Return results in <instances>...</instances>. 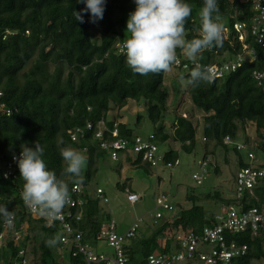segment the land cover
Segmentation results:
<instances>
[{
    "label": "trees",
    "instance_id": "1",
    "mask_svg": "<svg viewBox=\"0 0 264 264\" xmlns=\"http://www.w3.org/2000/svg\"><path fill=\"white\" fill-rule=\"evenodd\" d=\"M185 2L192 6L185 31V38L190 40L199 35L195 29L200 21L195 20V14L202 6V0ZM218 3L220 22L228 35L223 36L222 47L204 50L192 63L180 61V50H177L181 67H187L177 68L185 70L186 78L197 64L203 67L220 65L222 55L242 53L232 26L235 22L248 23L251 20V2L218 0ZM84 7L76 0H0V111H4L0 117V205L14 211V224L18 227L23 222L38 224L28 226L22 232L0 219V235L6 230L7 237L12 236L5 243L6 257L2 260L0 255L4 264H22L27 257L29 242L36 244L32 248V264H58L57 250L63 247L60 242L55 247L45 243L46 239L60 233L58 226L47 227L45 221L31 218L26 211L20 197L24 181L19 177V171L14 178L4 177L6 162L20 153L22 143L27 142L29 147H34L38 141L44 149L42 158L48 169L55 171L58 177L65 166L58 144L74 148L86 157L82 183L74 184L67 177H61L68 183L70 196L74 199L72 187H85L96 172V160L108 153L102 151L93 138L99 121H104L105 141L120 139L132 142L137 137L125 124H118L115 119L107 120L111 110L122 109L129 100H143L148 120L153 125L161 123L152 134L155 142L163 144L171 139L187 153L195 148L196 128L189 120L175 117L171 124L172 135L165 131L167 92L163 88L164 73L146 77L134 75L124 63V55L119 52L118 46L126 37L128 14L135 10L133 0H106L103 19L96 24L88 22L90 14H84L85 23L76 21L73 11L79 12ZM245 42L257 50L255 61H244L222 79H213L195 89L187 86L185 90L193 107L204 114L203 138L213 142L215 147L229 148L223 145V139L229 137L236 141L239 125L240 128L245 124L253 125L256 139L264 128V92L252 77L254 71L264 72V60L250 36ZM87 123L93 126L91 130H87ZM114 125L118 135L111 139ZM75 129L86 133L78 143H72L67 135L68 131ZM255 143L259 149L256 152L259 159L257 168L264 169V144ZM230 148L238 156L237 167H242L246 156L243 154L242 157L235 148ZM119 154L126 158L131 155L128 151H120ZM163 156L168 162L177 160L174 150L166 151ZM206 157L205 153L202 159ZM131 165L151 169L142 161L141 155H137ZM214 172H218L216 166ZM206 198L220 201L226 208L240 204L243 210L263 209L264 180L250 192H244L239 204L234 198H220L217 193ZM80 199L83 201L81 206L64 207L62 212L79 217V220L68 219L71 227L82 234L84 243L94 245L99 241V231L110 223V216L102 210L99 199L83 193ZM187 200L192 203L189 209L181 210L160 226L148 230L149 235L137 231L124 247L126 264H145L151 254L169 253L177 234L199 232L205 226H213L214 216L197 205L198 198L188 196ZM15 234L20 235L15 238ZM234 239L246 244L247 252L233 264H252L264 258V232L254 237L243 234ZM66 261L67 264H85L83 257L73 256L72 251H68Z\"/></svg>",
    "mask_w": 264,
    "mask_h": 264
},
{
    "label": "built area",
    "instance_id": "2",
    "mask_svg": "<svg viewBox=\"0 0 264 264\" xmlns=\"http://www.w3.org/2000/svg\"><path fill=\"white\" fill-rule=\"evenodd\" d=\"M249 1L251 2L253 13L251 20L248 23L235 22L232 26L233 31L237 34L242 53L236 56L235 63L229 61L222 62L220 65L206 66L212 76V80L222 79L229 73L234 72L244 62L242 56L244 53L249 52L251 54L250 62L257 59V50L250 47L245 42L248 36L256 43L264 60V0ZM227 35L228 31L224 29L223 36L226 37ZM120 47L121 44L118 46L119 52ZM174 66L181 67L180 62L178 61ZM181 68L186 69L187 67L184 65ZM252 77L257 86L264 92V72L254 71ZM1 98L2 93L0 92V100ZM3 113L4 111L1 109L0 117ZM6 113H8V111H6ZM92 127L91 124L87 123V130H91ZM105 131L104 121L101 120L96 125L93 138L102 151L109 153L112 161L117 160L120 151H128L130 154H135L136 156L141 155L142 161L147 163L151 169H156L160 166L164 169H172L179 165L178 160L168 162L164 160L163 155L158 154V147L153 135H149L145 140L136 137L132 142L120 139L108 142L104 139L103 133ZM85 134L84 131L79 129L67 132L72 143H78L84 138ZM259 134L260 137L258 139L253 138L249 140L247 138L248 136H244L243 141L240 142L231 140L229 137L223 139V145L233 147L246 156V162H244L242 167L238 168V173L234 181L235 189L232 198L237 200L238 204L244 192H250L264 180V169L257 168L259 159L256 156V152H258L259 149L257 148V143H255V141H257L258 143L264 144V128L261 129ZM117 135V128L116 125H114L110 137L111 139H115ZM202 141L205 142L206 139L202 138ZM13 156L18 157L19 153ZM13 156L6 162L4 177L6 175V177L14 178L17 171H19L17 163L13 160ZM209 164H211V161L207 157L206 159H201L199 162V171L191 176L196 186H201L206 180ZM82 189L83 187L81 185H74L72 187L71 194L76 196V199L70 196L69 203L65 207L74 208L82 205L83 201L80 199ZM126 198L131 206L135 205L140 200V197L135 193H129ZM96 199H99L104 204L107 202L100 189L96 191ZM155 204L157 208L163 211H173V207L169 204V200L166 196L157 197ZM25 208L31 217L45 221L26 206ZM69 218L79 220V217H73L70 212H62L60 217L53 223L45 222L47 227L54 224L58 226L63 236L60 243L68 247V251H72L73 256H82L85 264L127 263L124 247L127 242L135 237L140 220H137L136 223L132 224L122 233L117 231L116 224L112 220L108 226L99 231V241H103L106 246L113 251L112 257H108L103 254H95L91 250L90 244L83 242L82 234L76 232L71 227L68 220ZM160 218H162V215L157 213L155 219ZM11 226L14 227V220ZM260 232H264V207L263 209L251 208L243 210L240 204L237 206H229L221 214L214 216L213 226H205L199 232L187 231L177 234L174 237L172 249L169 253L151 254L147 258L145 264H233L234 261L243 257L247 252V245L239 243L234 238L243 234H249L250 237H254ZM7 235L8 233L5 230L0 235V241H3V238ZM15 238H17V234H15ZM20 255H22L21 252ZM22 264H25V261Z\"/></svg>",
    "mask_w": 264,
    "mask_h": 264
},
{
    "label": "rangeland",
    "instance_id": "3",
    "mask_svg": "<svg viewBox=\"0 0 264 264\" xmlns=\"http://www.w3.org/2000/svg\"><path fill=\"white\" fill-rule=\"evenodd\" d=\"M195 20L200 21L199 10L195 14ZM96 28L98 30V27ZM127 35L125 33V36ZM242 56L244 61L250 62L251 54L249 52L244 53ZM179 60L194 62L181 51ZM220 61L235 63L236 56L224 54ZM185 74V70H178L174 65L172 66V71L164 73L163 88L167 92V100L163 125L165 126V131L172 135L171 124L175 117L180 116L189 120L196 128V142L193 152L187 153L181 150L179 144L171 139L163 144L156 142L160 155H163L166 151L174 150L177 153L179 165L172 169H164L160 166L150 170L146 166L134 167L131 165V162L136 157L135 154L129 155L128 159L124 155L119 154L118 159L112 161L110 155L106 153L96 160V172L82 189L83 194H87L93 199H96V191L98 189L103 192L107 203L103 204L101 202L102 210L110 216V220L115 222L119 233L124 232L137 220H140L138 233L149 235L150 232L148 230H153L160 226L164 221L181 210L189 209L192 203L187 200L188 196L197 197V205L202 206L207 214L216 216L226 209L224 207L225 204L206 197H212L217 193L220 198L231 199L234 195V181L238 173V156L230 147H215L214 143L209 140L202 141L204 114L193 107L188 93L185 92L187 85L180 79L181 76L185 77ZM114 119L122 120L123 124L131 130L133 136L143 140L152 135L161 125V123L153 125L148 120L143 100L139 102L129 100L122 109L111 110L107 115V120ZM244 136H248L249 140L255 139L253 125L245 124L242 128L239 125L236 141H242ZM205 153L211 164L207 168L206 180L201 186H196L191 176L199 171L198 164ZM241 156L243 157V154ZM215 166L218 169L217 173L214 172ZM118 184L119 186H117ZM122 186L124 188H121ZM129 193H135L140 197V200L135 205L131 206L127 202L126 197ZM160 196L168 198L169 203L174 207L172 212L157 208L155 201ZM157 213L162 215L161 219H155ZM35 225L38 224L23 222L19 225L21 227H18L16 223L14 227L20 228L23 232L28 226ZM9 238L12 239V236H6L3 241H0L2 260L7 255V251L3 246H5ZM33 247H36V244L29 242L25 264H32V260H34ZM90 247L95 254H103L108 257L113 255L112 249L108 248L103 241H98L94 245L90 244ZM67 253L68 247L66 246L57 250L58 264H67ZM0 264L4 263L0 260ZM252 264H264V258Z\"/></svg>",
    "mask_w": 264,
    "mask_h": 264
},
{
    "label": "clouds",
    "instance_id": "4",
    "mask_svg": "<svg viewBox=\"0 0 264 264\" xmlns=\"http://www.w3.org/2000/svg\"><path fill=\"white\" fill-rule=\"evenodd\" d=\"M76 2L85 5L79 12L73 11L76 21L85 23L84 14H90L88 22L93 24L103 19L106 0ZM133 2L135 10L128 14L125 31L128 35L123 39L120 52L125 57V65L134 75L146 77L172 71V66L178 63V49L189 59L195 60L204 50L223 45L224 26L220 22L218 0H202L200 24L195 29L199 35L190 40L185 38V31L192 15V6L185 0ZM180 79L195 89L210 82L212 76L206 67L197 64L187 78L181 76ZM20 149L19 156H13L19 177L24 181L20 197L32 212L48 223H53L70 200L68 183L61 177H67L74 184L82 183L86 157L74 148L60 147L58 144L59 155L65 165L58 177L55 171L48 169L42 158L44 149L38 141L34 147H29L27 142L22 143ZM14 216V211H8L6 205H0V219L5 224L11 225ZM62 239V234L56 233L46 239L45 243L55 247Z\"/></svg>",
    "mask_w": 264,
    "mask_h": 264
},
{
    "label": "crops",
    "instance_id": "5",
    "mask_svg": "<svg viewBox=\"0 0 264 264\" xmlns=\"http://www.w3.org/2000/svg\"><path fill=\"white\" fill-rule=\"evenodd\" d=\"M109 121V120H108ZM116 123H118V124H123V122H122V120H116ZM128 229V228H127ZM126 229V230H127Z\"/></svg>",
    "mask_w": 264,
    "mask_h": 264
}]
</instances>
